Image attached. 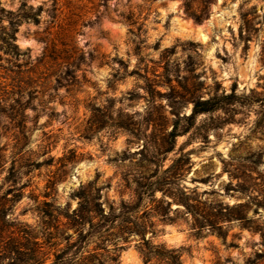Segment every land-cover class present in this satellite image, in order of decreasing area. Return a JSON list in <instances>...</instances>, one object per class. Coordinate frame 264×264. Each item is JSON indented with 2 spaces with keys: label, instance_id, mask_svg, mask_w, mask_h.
Returning a JSON list of instances; mask_svg holds the SVG:
<instances>
[{
  "label": "rangeland",
  "instance_id": "obj_1",
  "mask_svg": "<svg viewBox=\"0 0 264 264\" xmlns=\"http://www.w3.org/2000/svg\"><path fill=\"white\" fill-rule=\"evenodd\" d=\"M23 1L43 11L39 24L19 25L26 54L0 47V195L22 194L9 220L38 230L36 200L74 208L71 194L79 192L103 194L117 213L140 196L139 213L155 206L150 194L160 197L159 188L207 206L264 194V0H0V7L16 11ZM130 11L134 23L122 17ZM200 27L205 40L187 35ZM193 94L215 96L220 107L190 120ZM171 131L179 133L175 149L153 158ZM181 152L190 160L173 165ZM176 207L181 216L183 205ZM256 207L252 201L248 216L262 232L232 221L227 242L208 231L196 236L191 215L178 223L153 217L162 230L147 237L187 247L185 264H264V205ZM170 226L181 230L177 242L166 236ZM137 242V235L118 240L117 264L145 262ZM127 251L139 262L125 263Z\"/></svg>",
  "mask_w": 264,
  "mask_h": 264
},
{
  "label": "trees",
  "instance_id": "obj_2",
  "mask_svg": "<svg viewBox=\"0 0 264 264\" xmlns=\"http://www.w3.org/2000/svg\"><path fill=\"white\" fill-rule=\"evenodd\" d=\"M42 11L43 5L34 7L26 1H23L16 11L0 7V47L15 56L26 54L16 41L19 25L23 22L39 24ZM204 12L205 10L193 15L200 20ZM3 13L9 15L7 26L2 24ZM122 17L130 23L135 22L134 13L131 11L128 14L123 13ZM70 73L71 69L68 66L66 75ZM193 95V110L186 116L190 120L201 113H208L220 107L215 96L202 99L199 95ZM96 110L101 111L100 108ZM105 115L106 113L103 112L101 116ZM178 135L179 133L175 131L166 135L162 147L154 151L153 158L164 160L163 158L175 149ZM182 160L189 161L190 152H181L174 159L173 165ZM2 161L4 160H0V165ZM11 170L14 177V166ZM12 176L9 175L8 179ZM158 187H153V191L155 192ZM159 189L162 190L160 197L150 194L155 206L149 208L147 206L142 213H139L142 196L133 205H122L119 213L108 198L102 200L103 194L86 192L71 194L72 198L77 199V206L74 208L70 202L61 207L54 200L45 199L41 202L36 200L37 210L41 215V225L38 230L15 218L11 221L7 217L8 212L12 211L14 202L22 194H18L16 199L10 198L8 194H2L0 195V264H117L122 248L118 240L127 242L132 235L138 236L137 248L145 263L185 264L182 255L188 250L187 247H169L165 242L153 243L151 238L147 237L148 231L152 232V236H157L162 230L153 217H157L162 223H178L179 217L186 220L185 216L191 215V228L196 236L208 231L217 234L223 242H227L229 224L232 221L238 222L241 227L262 232V227L248 216V211L252 201H255L257 207L254 211L258 212V207L264 205V194H241L252 200L231 205L219 199L215 205L207 206L194 194H174L168 189ZM50 195L45 194V198ZM173 202L183 205L181 216H179L180 207L172 208ZM104 203H107L108 209ZM110 242L114 243L113 248H108ZM91 245L94 247L90 248ZM52 250L54 259L51 263H46ZM217 264L222 263L218 261Z\"/></svg>",
  "mask_w": 264,
  "mask_h": 264
},
{
  "label": "water",
  "instance_id": "obj_3",
  "mask_svg": "<svg viewBox=\"0 0 264 264\" xmlns=\"http://www.w3.org/2000/svg\"><path fill=\"white\" fill-rule=\"evenodd\" d=\"M220 0H216V4L219 2ZM214 12H216L215 10L213 11V13H211L210 17H212V15H214ZM167 238L170 239L171 241L177 242L181 236V230L178 227L175 226H170L167 234H166ZM124 261L125 263H128L130 261L132 262H139L137 257L135 256L134 252L132 251H127L124 254ZM142 264H146L145 262H143Z\"/></svg>",
  "mask_w": 264,
  "mask_h": 264
},
{
  "label": "bare ground",
  "instance_id": "obj_4",
  "mask_svg": "<svg viewBox=\"0 0 264 264\" xmlns=\"http://www.w3.org/2000/svg\"><path fill=\"white\" fill-rule=\"evenodd\" d=\"M191 26V25H190ZM189 26V27H190ZM187 30V29H186ZM195 34L197 37H201L203 38L204 40L206 39L207 37V34L204 32V29L202 27L200 28H191L190 30L187 31V35L191 36ZM186 35V34H185Z\"/></svg>",
  "mask_w": 264,
  "mask_h": 264
}]
</instances>
